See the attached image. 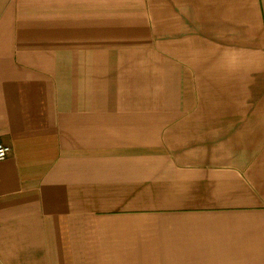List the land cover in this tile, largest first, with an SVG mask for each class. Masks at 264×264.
<instances>
[{"label": "crops", "instance_id": "crops-1", "mask_svg": "<svg viewBox=\"0 0 264 264\" xmlns=\"http://www.w3.org/2000/svg\"><path fill=\"white\" fill-rule=\"evenodd\" d=\"M0 264H264V0H0Z\"/></svg>", "mask_w": 264, "mask_h": 264}, {"label": "built area", "instance_id": "built-area-1", "mask_svg": "<svg viewBox=\"0 0 264 264\" xmlns=\"http://www.w3.org/2000/svg\"><path fill=\"white\" fill-rule=\"evenodd\" d=\"M12 154V148L3 144H0V163L6 161Z\"/></svg>", "mask_w": 264, "mask_h": 264}]
</instances>
